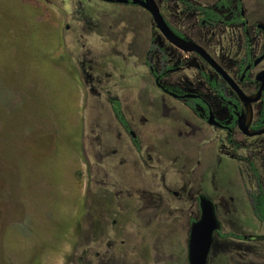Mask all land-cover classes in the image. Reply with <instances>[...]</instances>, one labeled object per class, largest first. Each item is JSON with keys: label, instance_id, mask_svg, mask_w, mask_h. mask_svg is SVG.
Returning <instances> with one entry per match:
<instances>
[{"label": "rangeland", "instance_id": "374dc122", "mask_svg": "<svg viewBox=\"0 0 264 264\" xmlns=\"http://www.w3.org/2000/svg\"><path fill=\"white\" fill-rule=\"evenodd\" d=\"M244 6L253 21L264 22V0H244ZM122 8L124 24L100 0H0V264H188L189 218L199 215L202 175L182 171L181 163H159L154 185L153 166L138 158L128 134H120L104 95L121 96L148 157L156 124L165 118L139 106L137 96L148 84L138 78H144L142 49L149 36L162 37L150 17L140 16L139 29L128 32L136 18L131 22L133 13ZM164 12L191 38L210 37L206 33L212 31L197 26L194 12H181L174 3ZM107 40L123 42L121 52L114 46L105 50ZM117 53L132 81H118L117 75L106 80L111 73L106 61ZM198 63L191 56L188 66ZM89 64L98 71L93 84ZM222 145L218 142L220 159L204 164L232 174L233 181L223 173L212 180L214 188L231 192L209 191L222 232L261 234L244 164L223 158L228 149ZM113 150L115 158L109 157ZM117 177L121 183L116 180L115 188L124 189L123 195L95 203L106 180ZM172 190L183 199L168 193ZM209 264H264V244L216 236Z\"/></svg>", "mask_w": 264, "mask_h": 264}, {"label": "flooded vegetation", "instance_id": "af4514ba", "mask_svg": "<svg viewBox=\"0 0 264 264\" xmlns=\"http://www.w3.org/2000/svg\"><path fill=\"white\" fill-rule=\"evenodd\" d=\"M100 1L109 6L112 16L118 15L116 19L121 24L125 22V19L122 16L120 19L119 16L122 13L120 10L124 9L122 7L131 10L133 13L131 22L134 21V18L136 20L134 22L135 27L128 32L136 33L139 29L137 25L141 23L140 16L150 17L153 21V28L158 30L162 37V40H158L157 33L149 36L148 43L142 49L140 67L143 68V74L140 75L144 78H138L139 81L148 84V90L142 91L137 96L139 106L142 109L148 108L150 113L160 114L161 118L160 115H157L159 120L165 118V120L163 119L164 123L156 124V132L153 133L148 157L144 156L139 136L133 130L132 122L126 116L121 96L109 94L108 91L101 93L105 92L104 95H106L111 112L117 125L121 127L120 134L122 132L128 134L138 158H145L146 160H144L153 166L151 167L153 172L151 173V182L154 185L158 183L156 173L160 169L159 163H181L179 167L182 168V171L183 169L186 172L193 170L198 177L202 175L201 191L196 196L199 215L197 218H189V231H191L192 223L201 217L200 197L203 195L214 204L217 218L221 224V228L214 233V240L216 236H220L250 243L262 241L264 244V217H261V213L255 212V197L262 195L264 198V22L251 19L245 10L244 0H231L229 6L220 4L224 0H215L210 5L198 2V0H186L194 6L212 8L223 17L224 22L212 26H202L199 22L201 13L184 5L180 0H154L165 22L173 32L180 38L202 47L214 61V65L201 53L186 51L173 44L161 32L150 11L142 4L134 3L133 0ZM173 3L181 12H194L197 15V26L202 31H212L206 33V35H210L206 38V42L191 38L165 14L164 7L167 4L173 5ZM236 18H239V21L231 22ZM69 28L70 26H67V29ZM123 44L122 42L119 46L114 41L110 43L108 40L106 43L102 41L105 50H108V46H114L116 51H120ZM157 54H159V62L156 60ZM191 56L199 60L195 68L188 66ZM119 61V53L112 55L106 61V66L111 68V73L107 75L106 80H111L112 75H117L118 81H132L133 78L131 76L126 77L123 68L119 67ZM97 72L94 69V64L88 65L90 84L98 82L96 79ZM100 81L99 83H102ZM117 84L121 83L118 82ZM126 87L132 88L133 85L129 84ZM113 98L120 103L127 125L116 117L113 109L115 104L111 101ZM158 128H162L164 133L161 134ZM218 142H222V146L228 149L227 156H222L223 158L241 165L244 164L242 173L246 175L247 197L253 219L257 224H261L263 230L261 234L222 232L224 225L220 219L216 201L209 191L212 194L231 192V190L222 191L214 188L215 183L212 184V180L213 176L223 173L233 181L232 174L226 170H220L217 166L206 169L204 165L206 161H218L220 159ZM116 153L117 150H113L109 157L115 158ZM190 161L196 162V166H189ZM212 168L213 171H211ZM133 169L138 170L139 165L137 164L136 168ZM204 172L212 174L204 176ZM116 180L121 183V179L118 177L106 180L105 192L98 194L100 199L94 198L95 203L102 204V202L114 199V195H123L124 189L115 188ZM176 183V181H171L170 185L174 186ZM234 190L235 186L232 188V191ZM168 193L181 196L180 192L175 190ZM181 198L183 199L182 196ZM114 214L119 215L116 210H114ZM100 220V218H96L97 222ZM112 220L113 224L117 223V219ZM188 244L187 262L190 264ZM213 244L207 264L210 262Z\"/></svg>", "mask_w": 264, "mask_h": 264}, {"label": "water", "instance_id": "95a60500", "mask_svg": "<svg viewBox=\"0 0 264 264\" xmlns=\"http://www.w3.org/2000/svg\"><path fill=\"white\" fill-rule=\"evenodd\" d=\"M122 2L123 0H118ZM134 3H140L146 7L152 14L156 24L161 32L176 46L186 51H196L201 53L209 62L215 65L205 50L187 40L180 38L167 25L160 10L154 0H133ZM201 217L191 225L188 260L190 264H207L209 253L214 240V233L221 228L217 218L215 206L207 197H200Z\"/></svg>", "mask_w": 264, "mask_h": 264}, {"label": "trees", "instance_id": "16d2710c", "mask_svg": "<svg viewBox=\"0 0 264 264\" xmlns=\"http://www.w3.org/2000/svg\"><path fill=\"white\" fill-rule=\"evenodd\" d=\"M180 2L183 3L184 5H187L189 8L196 9L201 13L199 22L202 26H212L224 22L223 17L217 12H215L212 8L194 6L193 4L187 2L186 0H180ZM220 4H225L226 6H229L231 4V0H227V1L224 0L223 2H220ZM238 4L240 5V3ZM237 21H239V18H236L231 22H237ZM111 101L115 104L113 109L116 114V117L118 118L119 121L127 125L123 113L121 111L120 103H118V101L114 98L111 99ZM255 207H256L255 212L261 213L262 215L261 217H264V198L262 195L255 197Z\"/></svg>", "mask_w": 264, "mask_h": 264}]
</instances>
